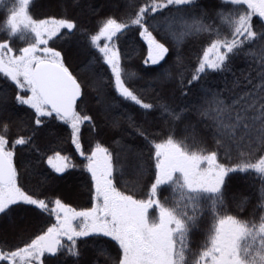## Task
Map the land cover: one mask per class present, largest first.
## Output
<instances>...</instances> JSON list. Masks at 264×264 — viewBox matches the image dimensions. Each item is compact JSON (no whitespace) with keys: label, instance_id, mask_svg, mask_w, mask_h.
<instances>
[{"label":"snow or ice","instance_id":"1","mask_svg":"<svg viewBox=\"0 0 264 264\" xmlns=\"http://www.w3.org/2000/svg\"><path fill=\"white\" fill-rule=\"evenodd\" d=\"M34 7L0 0V264H264V0ZM56 121L82 163L36 143Z\"/></svg>","mask_w":264,"mask_h":264},{"label":"trees","instance_id":"2","mask_svg":"<svg viewBox=\"0 0 264 264\" xmlns=\"http://www.w3.org/2000/svg\"><path fill=\"white\" fill-rule=\"evenodd\" d=\"M53 0H35V7L32 8V12L39 15L42 12H47L52 10ZM2 13H0V19H2ZM131 40L128 42V49H131ZM135 53L133 54V59L130 67L139 69L142 64L143 55L146 54V50H142V44L136 43L135 44ZM237 67H243L242 64H238ZM209 79H218L215 75L209 77ZM89 114H94L90 112ZM28 113L24 110H19L12 115L13 120H17L19 118H23L25 120L28 119ZM59 126V127H57ZM17 129L13 125L11 128L10 138H15V133ZM49 130H45V133L39 136L36 140V143L40 146L41 150L46 151L48 154H51L52 151H61L62 154H67L72 157V160L76 164L82 163V159L79 155L75 152L74 147L70 143V136L69 130L67 126H63L62 122L56 121L51 129L55 135H49ZM82 143L85 145L87 149L89 147V141L94 142L95 139H100L105 146L110 147L111 150L115 151V147L112 144L111 133L107 132L105 128L99 135H95L88 129L87 126H82ZM28 159H35V154H29L26 150H18L17 152V162L19 163L20 160H28ZM46 167V166H45ZM62 176L61 179H54V190L58 193H74L71 196H67L68 202H71L74 207H86L90 206L88 204V197H87V181L90 179L86 173H82L79 169L69 170L68 173L65 174H54ZM131 179V177H129ZM246 177L243 175H237L234 177L232 182V189L233 191H243L247 188L245 183ZM72 185L76 183L77 187H80V192L72 191V189H67L64 184ZM258 182L256 187L258 188ZM10 240L15 242V238L9 237ZM48 264H55V260H50Z\"/></svg>","mask_w":264,"mask_h":264},{"label":"rangeland","instance_id":"3","mask_svg":"<svg viewBox=\"0 0 264 264\" xmlns=\"http://www.w3.org/2000/svg\"><path fill=\"white\" fill-rule=\"evenodd\" d=\"M63 186H65L67 189H72V191H75V192H78V193L80 192V187H77L76 183L72 184V185H67L65 183Z\"/></svg>","mask_w":264,"mask_h":264}]
</instances>
